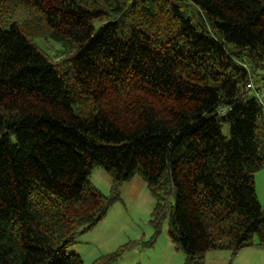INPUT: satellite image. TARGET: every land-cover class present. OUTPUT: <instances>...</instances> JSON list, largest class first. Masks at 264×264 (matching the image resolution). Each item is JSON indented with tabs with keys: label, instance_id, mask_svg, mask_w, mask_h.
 <instances>
[{
	"label": "trees",
	"instance_id": "16d2710c",
	"mask_svg": "<svg viewBox=\"0 0 264 264\" xmlns=\"http://www.w3.org/2000/svg\"><path fill=\"white\" fill-rule=\"evenodd\" d=\"M242 64L264 87V0H0V264H83L67 250L135 173L184 264L264 250Z\"/></svg>",
	"mask_w": 264,
	"mask_h": 264
},
{
	"label": "rangeland",
	"instance_id": "374dc122",
	"mask_svg": "<svg viewBox=\"0 0 264 264\" xmlns=\"http://www.w3.org/2000/svg\"><path fill=\"white\" fill-rule=\"evenodd\" d=\"M35 42L50 55L58 53V44L51 40L38 38ZM63 57L57 56L54 62ZM222 133L227 136L226 127ZM88 180L103 195L110 194L111 176L101 168H93ZM253 182L264 215V169L254 173ZM117 193L118 200L105 217L78 235L67 252L78 254L83 264H184L183 252L176 250L167 237V223H162L159 234L151 225L155 200L142 176L135 173L131 180L118 187ZM203 264H264V250L252 246L235 256L229 251H210L205 254Z\"/></svg>",
	"mask_w": 264,
	"mask_h": 264
},
{
	"label": "built area",
	"instance_id": "2783aa9c",
	"mask_svg": "<svg viewBox=\"0 0 264 264\" xmlns=\"http://www.w3.org/2000/svg\"><path fill=\"white\" fill-rule=\"evenodd\" d=\"M242 66L246 69L247 73L249 74V80L246 84L245 91L257 101L264 114V87L257 89L253 82V79L250 77V67L245 64H242ZM219 112L223 114L224 109H220Z\"/></svg>",
	"mask_w": 264,
	"mask_h": 264
}]
</instances>
